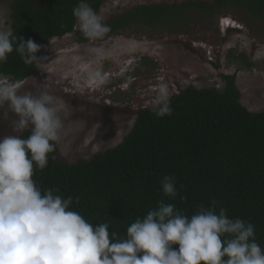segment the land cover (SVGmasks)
<instances>
[{
    "label": "trees",
    "instance_id": "trees-1",
    "mask_svg": "<svg viewBox=\"0 0 264 264\" xmlns=\"http://www.w3.org/2000/svg\"><path fill=\"white\" fill-rule=\"evenodd\" d=\"M107 1L87 0L97 13ZM78 3L13 0L12 31L41 47L71 33L79 43L89 42L73 16ZM231 8L264 21V0H173L138 4L109 16L104 22L111 31L105 38L145 26L172 30L193 17L213 20L218 12ZM38 64H26L14 51L0 64V74L21 84L37 73ZM222 79V91L190 84L171 95V115L158 117L150 106L138 109L123 140L89 159L68 162L56 145L48 166L37 170L34 179L42 190L71 196L72 209L89 222H107L110 231L120 235L161 199L189 216L215 200L217 213L224 207L229 218L252 223L256 240L264 247V109L253 111L243 104L236 74H223ZM30 134L31 127L19 136ZM165 175L176 178L175 198L162 192L160 180Z\"/></svg>",
    "mask_w": 264,
    "mask_h": 264
},
{
    "label": "clouds",
    "instance_id": "clouds-1",
    "mask_svg": "<svg viewBox=\"0 0 264 264\" xmlns=\"http://www.w3.org/2000/svg\"><path fill=\"white\" fill-rule=\"evenodd\" d=\"M73 16L88 41H102L111 31L87 0H79ZM40 50L34 40L0 30V64L14 51L26 64L39 63L47 58L37 56ZM87 51L97 62L110 55L103 46ZM88 82L99 87L107 78L97 69L89 72ZM155 93L151 110L158 117L171 115L168 84L159 82ZM5 106L18 117L13 131L31 126V134L0 139V264H264L255 226L229 218L224 207L217 213L215 200L189 216L161 199L132 222L125 235L110 231L107 222H89L72 209L71 196L42 190L34 179L62 139L61 113L68 109L67 102L46 89L21 94L18 83L0 74V108ZM160 184L165 196L179 195L174 176L165 175Z\"/></svg>",
    "mask_w": 264,
    "mask_h": 264
},
{
    "label": "rangeland",
    "instance_id": "rangeland-1",
    "mask_svg": "<svg viewBox=\"0 0 264 264\" xmlns=\"http://www.w3.org/2000/svg\"><path fill=\"white\" fill-rule=\"evenodd\" d=\"M172 1L108 0L99 14L105 20L134 5ZM12 2L0 0V30H12ZM182 25L172 30L137 27L86 43L71 33L41 47L39 57L47 58L33 77L18 84L19 92L46 89L67 102L61 113L62 139L56 144L66 161L89 159L119 144L136 111L150 106L159 82L168 84L170 96L190 84L222 91L223 74H236L243 104L253 111L264 109V21L231 8L213 20L193 17ZM92 46L109 50V58L97 62L87 51ZM97 69L107 78L99 87L88 82L89 72ZM17 118L6 106L0 108V139L23 132L13 131Z\"/></svg>",
    "mask_w": 264,
    "mask_h": 264
}]
</instances>
